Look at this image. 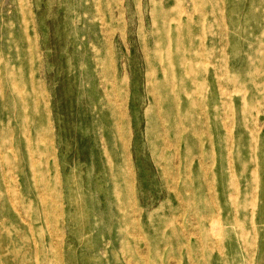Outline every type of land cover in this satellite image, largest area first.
Listing matches in <instances>:
<instances>
[{"label": "rangeland", "instance_id": "obj_1", "mask_svg": "<svg viewBox=\"0 0 264 264\" xmlns=\"http://www.w3.org/2000/svg\"><path fill=\"white\" fill-rule=\"evenodd\" d=\"M224 7L0 0V264H264V2Z\"/></svg>", "mask_w": 264, "mask_h": 264}, {"label": "bare ground", "instance_id": "obj_2", "mask_svg": "<svg viewBox=\"0 0 264 264\" xmlns=\"http://www.w3.org/2000/svg\"><path fill=\"white\" fill-rule=\"evenodd\" d=\"M178 2L183 1V0H177ZM191 3H193V8L196 11H200L201 15L199 18V22L203 23L205 22V20L208 18V15H212V17L215 19H213V21H215L217 23L218 29L220 30V34L221 35H227V31L229 29H227L226 27H221V23H225V16L228 18L229 16H227V13L225 11V3L228 0H190ZM251 2H255V1H259V2H264V0H249ZM230 2H232V0H230ZM230 14V11H228ZM165 14H167L165 12ZM210 18V17H209ZM191 22V18L190 16L188 17V23ZM211 27L213 26V24H210ZM213 30V29H212ZM218 30V31H219ZM211 34H214V32L212 31ZM251 53H258V50H250ZM263 65L264 62L261 58H257L256 56H249L248 60L246 61L247 68L249 70V72L253 71L255 69V65ZM131 138V137H130Z\"/></svg>", "mask_w": 264, "mask_h": 264}]
</instances>
